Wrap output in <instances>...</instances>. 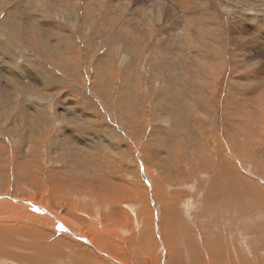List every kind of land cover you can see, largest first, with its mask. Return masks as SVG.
<instances>
[{
	"label": "rangeland",
	"instance_id": "374dc122",
	"mask_svg": "<svg viewBox=\"0 0 264 264\" xmlns=\"http://www.w3.org/2000/svg\"><path fill=\"white\" fill-rule=\"evenodd\" d=\"M148 3L0 0V195L69 231L0 264H264V0Z\"/></svg>",
	"mask_w": 264,
	"mask_h": 264
},
{
	"label": "bare ground",
	"instance_id": "6f19581e",
	"mask_svg": "<svg viewBox=\"0 0 264 264\" xmlns=\"http://www.w3.org/2000/svg\"><path fill=\"white\" fill-rule=\"evenodd\" d=\"M22 1V0H21ZM149 1V5L150 6H152L151 4L153 3V1L154 0H148ZM158 1V0H157ZM143 2H141V5H143L142 4ZM157 3V2H156ZM161 5H162V3H161ZM160 5V6H161ZM157 6V5H156ZM24 15V14H23ZM22 15V16H23ZM7 16H10V15H8L7 14ZM12 17V16H11ZM8 18V17H7ZM10 18V17H9ZM8 20V19H7ZM42 22V21H41ZM11 23H13V22H11ZM6 25V24H5ZM8 25V24H7ZM45 26H47V25H45ZM50 26H52V24L50 25ZM1 27H3V26H1ZM6 27V26H5ZM6 28H8V27H6ZM12 28V27H11ZM39 28V27H38ZM38 28H37V30H38ZM3 29H5V28H3ZM42 29V28H41ZM56 29H58V28H56ZM55 29V30H56ZM5 30H7V29H5ZM40 30V29H39ZM45 30V29H44ZM41 31V30H40ZM39 31V32H40ZM47 31V30H46ZM12 32V31H11ZM42 32H44V31H42ZM48 33V32H47ZM51 33V32H50ZM49 34V33H48ZM43 35V34H42ZM49 35H47V37H48ZM53 36V35H52ZM30 37L33 39V43H35L39 48H40V46L42 45V44H44L43 42L41 43V41H39L37 38H35V37H37L36 36V32L35 31H33V33H32V35H30ZM40 37H42V36H40ZM15 39V38H14ZM28 39H30V38H28ZM47 39H49V38H47ZM46 39V40H47ZM31 40V39H30ZM32 41V40H31ZM58 41V40H57ZM39 42V43H38ZM50 42H51V40H50ZM50 42H48V43H50ZM63 42V41H62ZM61 41H60V43H62ZM46 44H48L47 42H45ZM64 43V42H63ZM51 48V47H50ZM49 48V49H50ZM41 49V48H40ZM261 51V50H260ZM262 53V52H261ZM262 55H263V53H262ZM57 56V55H56ZM56 58V57H55ZM58 58L59 59H61L62 60V57H60V56H58ZM194 58H195V56H194ZM192 59H193V57H192ZM221 59V58H220ZM196 60V59H195ZM194 60V61H195ZM222 60V59H221ZM66 62V61H65ZM65 62H63V63H65ZM207 62V61H206ZM25 68H27V67H25ZM7 71H8V69H6ZM6 71V72H7ZM9 72V71H8ZM7 72V73H8ZM12 72V71H11ZM2 74H3V72H2ZM9 74H10V72L8 73V76H9ZM22 74V73H21ZM5 75H6V73H5ZM10 75H12V74H10ZM33 75H35V74H33ZM32 75V76H33ZM260 76V75H259ZM26 77V76H25ZM257 77V76H256ZM13 78V77H12ZM33 78H35V77H33ZM7 79V78H6ZM25 79V78H24ZM8 80H10L9 82H11V83H9V84H14V82L12 81L13 79H11V78H9ZM29 80V79H28ZM252 80V79H251ZM250 82H252L251 84H249ZM26 84V83H25ZM34 84L36 85V83L34 82H29L28 84H26V86H32V87H34ZM248 84L250 85L249 87H248V90L249 91H257L256 89H255V87H257V82H255V81H248ZM14 88V87H13ZM261 91V89L260 90H258V96L262 99V100H264V92L262 91V92H260ZM261 103V102H260ZM27 149V148H26ZM157 162V161H156ZM200 162V161H199ZM203 162V160L201 161V163ZM159 164V163H158ZM157 164V165H158ZM202 165H203V163H202ZM205 166V165H204ZM169 170H171V169H169ZM144 175V174H143ZM217 177V176H216ZM219 177H220V175H219ZM223 177V176H222ZM224 177H225V175H224ZM219 179V178H218ZM227 179V178H226ZM217 182V181H216ZM228 182V181H227ZM219 183V182H218ZM256 184V183H255ZM215 186H218V184L217 185H215ZM220 187V186H219ZM215 188V187H214ZM261 189V188H260ZM221 190V189H220ZM219 191V190H218ZM262 193V192H261ZM222 196V195H221ZM0 216H5V217H10V218H12V220H13V222H16V223H14V224H18V226H19V228L18 229H20V226H21V224L22 225H24L25 227H28L29 225H31L30 223H28V221H30V220H32V219H34V218H36L37 217V219H39V221L41 220H43L45 223H47V224H49V225H52V226H54V225H56L57 226V229L58 230H61V231H67V232H69L68 230H67V225H65L64 224V221H62V220H60V219H58L57 218V216L56 215H54L52 212H50V211H48V210H44V209H42V208H40L39 206H37L36 204H32L31 202H35V201H26L28 198H26L25 196H21V198H20V202H18V197H17V199H15L14 201H10L8 198L7 199H4L5 198V196H2V195H0ZM26 199L25 201H24V199ZM37 203H38V201H36ZM31 204L32 205H34V206H36V208L34 209V211L35 212H33V214L34 215H31V214H29V209L28 208H30L31 207ZM40 204V203H39ZM47 207V206H46ZM48 208V207H47ZM48 209H51L52 211H54V212H56V213H58V214H60L62 217H63V215H64V217H66L68 220H70V221H72V222H74V223H76V224H80L77 220H75V219H73L72 217H69L66 213L65 214H63L62 212H60L59 210H57V209H55V208H48ZM27 210V211H26ZM24 212H26L25 214H23ZM41 213H43V214H45L46 213V215L45 216H39V214L41 215ZM63 214V215H62ZM34 216H36V217H34ZM63 217V218H64ZM15 219H19V222H17V221H15ZM62 224V225H61ZM80 226V225H79ZM81 227V226H80ZM18 229H16V230H18ZM72 232V231H71ZM15 233L16 232H13V234L15 235ZM26 234V233H25ZM22 240V239H21ZM24 240V239H23ZM24 243V242H23ZM17 244V243H16ZM27 245V244H26ZM28 245H29V247L31 248V246H30V244L28 243ZM20 249V248H19ZM21 249H22V247H21ZM20 249V250H21ZM26 251V250H25ZM29 256V255H28ZM24 259V258H23ZM27 260H30V261H32L33 260V255L32 256H30V257H27L26 258ZM19 260V259H18ZM21 261H22V259H21ZM33 262V261H32Z\"/></svg>",
	"mask_w": 264,
	"mask_h": 264
},
{
	"label": "water",
	"instance_id": "95a60500",
	"mask_svg": "<svg viewBox=\"0 0 264 264\" xmlns=\"http://www.w3.org/2000/svg\"><path fill=\"white\" fill-rule=\"evenodd\" d=\"M35 208H36V206H34V205L31 204V207L28 208V209H29L28 211H29V212H35V211H34ZM41 215L45 216L46 213H45V214L41 213Z\"/></svg>",
	"mask_w": 264,
	"mask_h": 264
},
{
	"label": "crops",
	"instance_id": "0c3cea01",
	"mask_svg": "<svg viewBox=\"0 0 264 264\" xmlns=\"http://www.w3.org/2000/svg\"><path fill=\"white\" fill-rule=\"evenodd\" d=\"M40 207V206H39ZM40 208H42V207H40ZM43 209V208H42ZM45 210V209H44ZM28 262H30V264H33V262L32 261H30V260H28Z\"/></svg>",
	"mask_w": 264,
	"mask_h": 264
}]
</instances>
